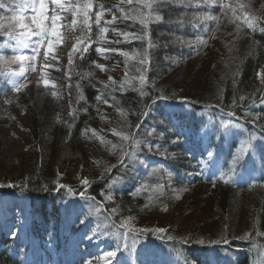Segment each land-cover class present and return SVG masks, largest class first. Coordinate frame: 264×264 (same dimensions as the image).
<instances>
[{
    "label": "trees",
    "instance_id": "1",
    "mask_svg": "<svg viewBox=\"0 0 264 264\" xmlns=\"http://www.w3.org/2000/svg\"><path fill=\"white\" fill-rule=\"evenodd\" d=\"M145 2L151 4V8H145ZM240 2L249 5L246 10L257 18L253 26L239 18V9L233 18L231 10L224 8L225 3L235 5L237 0H209L208 3L205 0H140L139 4L134 0L132 5L105 6L107 12L117 17L113 28L121 32L139 34L144 27L139 19L125 18V13L136 15L143 12L149 17L147 29L155 46L148 48L150 64L147 82L141 84L138 79L141 73L137 69L143 57L138 53L143 52L147 43L139 39L121 40L116 45L119 53L112 56L124 67L126 80L97 82L100 26L95 23V13L99 10V4L93 0L89 13L90 40L85 41L88 50L83 52L82 59L80 53L74 55L71 69L68 65L64 75L71 114L63 124L62 134L72 146L84 143L85 135L99 120L97 110L102 100L98 97L101 96L110 104L106 110L110 132L101 136L100 151L96 155L86 156L83 170L90 183L71 186L72 191L69 192L68 188L60 187L55 168H45L47 139L52 138L55 143L58 141L55 130L58 118L50 115L42 118L43 165L40 166L37 160L29 161L14 184L0 188V198L6 196L11 199L7 211L8 215L9 212L13 213L12 221L21 210V204L30 205V232L36 241V248H32L34 243L25 245L19 238H13V232L2 231L0 264H43L46 257L51 260L43 242L51 235L53 241L55 239V249L61 248L63 244L58 238L61 226L68 234L79 230L81 220L86 219L85 223L90 225L95 221L108 222L114 228L129 229L133 220L165 212L168 207L165 174L170 175L175 186L186 181L192 184L212 181L223 195L219 210H225L220 212L219 228L216 226L204 236L196 229H190L185 237L187 243L182 240L162 241L150 233L151 239L161 245L158 255L155 246L141 238L157 257L168 256L173 264H212V261L216 264H264V235H260L264 233V166L261 164L264 159V138L261 136L264 134L258 127V124H264V84L260 79L264 75V31L260 30L264 28V10L261 8L264 0ZM0 3L6 5L0 8V16L5 9L11 10L17 5L16 0H0ZM205 16L216 19H205ZM156 17L162 19L157 20ZM219 32L222 39L219 46H215L214 40ZM81 36L80 27L77 26L72 31L74 44L76 38ZM3 41L4 38L0 36V46ZM209 46L214 49L216 57L212 76L206 85L203 82L192 93L193 98H181L179 92H175V86L166 82L167 76L177 63L184 64L194 59ZM122 52L128 53V56L125 57ZM57 78L60 79L59 74ZM206 78L207 74L204 80ZM141 92L145 95H141ZM161 94L169 99H156ZM81 95L84 99H80ZM113 96L116 97L115 101ZM45 102L41 98L38 106ZM50 104L60 109L59 100ZM28 105L27 95L0 79V124L14 123L15 111ZM144 105H151L147 116L141 115ZM230 112L234 113V117L228 115ZM229 120L244 127L221 128V121ZM121 125L126 127L122 129ZM204 128L206 139L201 134ZM113 129L131 132L137 139L149 141L154 148L159 145L158 150L168 152L169 157L154 158L145 152L146 145L142 144L137 149L130 140L122 142ZM153 130V135L147 136V132ZM249 132L256 135L253 141L255 150L250 152L248 159L245 157L234 173L230 172L231 156L240 147L241 141L247 139ZM113 145L117 147L113 148ZM122 150L135 151L136 156L124 157L121 164L119 156ZM106 167H111V171L105 172ZM222 173L223 177L220 178ZM81 193L84 195L81 196ZM68 199L78 200L83 205L80 212L78 208L74 210V223L69 222L67 217L72 209L69 210L64 204ZM90 206L98 209L99 216L89 212ZM197 239L204 243H197ZM29 255L34 258L26 262ZM71 264H81V261Z\"/></svg>",
    "mask_w": 264,
    "mask_h": 264
},
{
    "label": "rangeland",
    "instance_id": "2",
    "mask_svg": "<svg viewBox=\"0 0 264 264\" xmlns=\"http://www.w3.org/2000/svg\"><path fill=\"white\" fill-rule=\"evenodd\" d=\"M108 1L119 6L126 3V0ZM19 2L20 0H16L17 4ZM72 2L75 3V0H72ZM53 7L54 5L49 4V15H51ZM13 14V11L10 9H5L3 15L0 16V25H3V27H0V36L4 38L3 44L0 46V52H4L7 57L17 54L13 52V49L19 48L20 54L31 55L32 49L36 46L35 42L40 39V36L28 33L27 29L19 27L10 28L9 25L13 23L11 21ZM21 14L25 17V23L34 28V25H31V16L35 14L33 8L28 7ZM62 15L66 16V19L62 20V25H66L69 20L73 19L70 13ZM101 22L104 23V27L108 28L105 34L109 32L112 34L110 36L111 42L105 48L116 49V45L118 44L115 43L116 38L120 37L119 41L125 39L123 36H117V31L119 30L112 26L113 16L111 14L107 15L104 11ZM47 24L48 22H46V26ZM7 31H12L13 35H7ZM59 32L60 43L54 46V53L58 59L51 61L50 56L49 60L51 64L48 67H44L41 63V57H38L35 64L36 71L28 69V64L25 62L23 66L27 71L21 77L17 74L21 67L20 62L10 64L7 60L0 61V79L4 82L7 81L14 89L18 85L24 84L25 87L21 88L20 92L27 95L29 102L27 107H22L15 111L14 123L7 124L6 122H1L0 124V188L5 185L14 184L23 174L25 164L29 161L37 160L40 166L43 165L44 155L41 151L43 144L41 145L40 134L42 118H46L49 115L58 118L55 126L58 141L55 143L52 138L47 139L48 148L44 149L47 152L45 168L50 170L55 168L61 185L68 186L66 188L77 186L86 178L83 170L86 156L96 155L100 151L101 136L104 137V135L110 132L105 122L106 120L100 118L95 127L85 135L84 143L79 146H72L66 142L62 134V128L71 114V108L69 99H67V91L63 90V87L65 88L67 85L66 80H59L57 75L59 72L61 74V68L65 65V61L68 64V61L62 56L68 51L70 45L74 44V41L70 39L71 34H69V30L63 26L60 27ZM114 34L115 36L113 37ZM218 35L216 40H214L215 46H219V42L222 39L220 36L221 32ZM18 41L26 42L28 47L24 48ZM211 46L203 54H197L194 59L184 64L177 63L169 73V76H167L166 82H171L175 86V92H179L181 98L188 100L193 98L192 93L203 82L206 85L210 76H212L211 73H213L216 57L215 53H213L214 49ZM44 51L46 49L42 47L41 54ZM118 53V50L115 52L105 51L103 56H110L112 58L114 54ZM108 67L110 69L104 67L102 70L98 68L96 72L97 82L113 83L117 80H120V82L126 80L127 74H125V70L124 72L121 70L124 67L120 68L116 63ZM106 69L110 71L107 72ZM206 74L207 78L204 80ZM30 76H32V79L29 78ZM45 79L49 81L47 85L44 83ZM54 92L56 93L55 95H53ZM41 98L46 102L39 107L38 102ZM55 100L57 102L59 100L60 102V109L58 110L50 104ZM107 108L109 106L105 104L99 108V112L102 114ZM205 132L206 129L204 128L201 131L204 139H206ZM64 144L70 149L72 156L61 159ZM155 150L153 147V151L149 152L147 150V153H151L154 158H162L159 151ZM164 186L168 198V207L165 212L148 214L137 220H133L130 223L129 229L127 227L114 228L108 222L95 221L90 225V223H85L84 220L86 219L83 220V223L80 222L79 230L70 231L68 234L66 229L61 226L58 238L63 246L58 250L55 249V239L53 241L52 236L49 235L48 240H45L43 245L52 259L50 260L46 257L42 263L58 264L61 260L60 264H69L75 261H81V264H106L104 254L109 251H117L118 259L111 258V264H120V261H123L128 256V253L124 251L122 243L119 250L116 247L120 241L116 238L115 234H121L128 237L129 244L132 243L133 238L136 239L135 250L138 253L140 264H173V260L168 256H156L161 249V245L154 242V239H151L153 237L150 236V233L162 241L163 239L169 240V236L174 237V239L170 240L172 242L175 240L181 241V238H185L188 235L190 229H196V232H200L204 236L208 232L213 231L216 226L219 228L220 212L225 209L219 210L222 205L221 198H223V195L219 187L215 186L212 181L201 182L199 184H192L186 181L175 186L171 181L170 175L165 174ZM10 204L11 199L9 197L2 196L0 198V232H13L11 234L13 238H19L20 242H23L25 245L34 243L32 248H36V241L33 240L30 232V205L28 203L21 204V210L15 214V221H12L11 214L13 213L9 212L8 215L7 211ZM64 204L69 210L72 208L70 210L71 214L67 217L69 222L74 223L76 221L74 210L78 208L80 212L83 205H81L80 201H73L72 199H68ZM90 207L91 210L89 212L99 216L98 209ZM145 229L147 231L141 234L140 230ZM158 229H164V231H157ZM66 234L68 235V240L66 239ZM141 238L147 239V243L151 242L155 246L156 254L147 243L141 241ZM33 258V256L29 255L25 261L31 262ZM212 264L216 263L212 261Z\"/></svg>",
    "mask_w": 264,
    "mask_h": 264
},
{
    "label": "snow or ice",
    "instance_id": "3",
    "mask_svg": "<svg viewBox=\"0 0 264 264\" xmlns=\"http://www.w3.org/2000/svg\"><path fill=\"white\" fill-rule=\"evenodd\" d=\"M209 0H205V3H208ZM126 3L129 5H132L134 3V0H126ZM136 4L140 3V0H135ZM49 4L54 5V7L51 10V15L48 14V7ZM6 5L3 3H0V8L5 7ZM224 8L230 9L232 12L233 18L237 15V9H239L241 16L239 18L244 19L246 23L249 24V26H253V21L257 19L254 15H251L250 12L246 9H248L250 6L246 5L244 3H241L240 0H237V3L235 5L225 3ZM31 7L34 10V15L31 16V25H34V28L30 26L29 24L25 23V17L21 14L23 13L26 8ZM100 11H97L95 13V23L97 25L100 24V21L103 17L105 6L104 4L98 5ZM113 7H119V5H114ZM145 8H151V4L145 2L144 4ZM93 8V0H75V3L72 2V0H20V2L13 8L11 11H13V16L11 17L12 24L9 25L10 28L19 27L22 29H27V32L32 35H38L40 36V39H38L35 43L36 46L32 49L31 55H24L20 54V49L16 48L13 49L14 55L11 56H5L4 52H0V61L7 60L8 63H16L20 62L21 67L19 69V72L17 73L19 76L23 77L25 75V72L27 69L23 66V64L26 62L28 64V69L31 71H36L35 64L38 57H41V63L44 67H48L51 64V61H55L58 59L57 55L54 53V46L58 43H60V32L59 29L61 26H63L65 29L69 30V34H71V30L75 29L77 26L80 27L81 30V37L76 38V43L71 44V51L67 53L68 56V65L71 69V66L73 64V57L76 53H80V58H83V52L87 51V45L85 41L90 40L89 33L91 32V16L89 13L91 12ZM262 10H264V5L261 6ZM111 10V9H109ZM121 12H124L123 8H120ZM64 13H70L73 16V19L69 20L66 25H62V20L66 19V16L62 15ZM125 18H131L133 20L139 19L141 25L144 27L141 28V31L139 34L137 33H128V32H121L117 31V36H123L125 40L128 39H139L142 41H146L147 47L143 50V52L138 53V55L142 56L143 58L140 59L139 64L140 67L137 69L138 72L141 73V75L138 77L141 84H144L147 82V72L149 70V64H150V57L148 53V48L154 47L151 38L150 33L147 29V22H148V16L143 12H138L136 15H131L130 13H125ZM205 19H216L215 17L205 16ZM117 19V17H113V22ZM157 20L162 19V17H156ZM46 22H48L46 26ZM0 27H3V25H0ZM261 31H264V28L260 29ZM99 39L103 40L105 38V33L108 31L107 27H101L99 30ZM7 35L12 36V31H7ZM47 41V43H45ZM24 48L28 47V44L24 41H18ZM115 43H120L119 40H116ZM45 48L46 51L41 54V48ZM98 51L103 54L105 51H111L115 52L117 49L115 48H100ZM122 55L125 57L128 56V53L122 52ZM51 56V61L49 60V57ZM97 68L104 69V65L97 64ZM261 83L264 84V75L260 76ZM130 82V81H129ZM45 85L49 83L48 80H44ZM25 87L24 84L18 85L16 88V91H20L21 88ZM79 87V85H77ZM107 87V85L105 86ZM123 85H121L122 90ZM115 90V89H113ZM159 91V90H158ZM56 93L54 92L53 95ZM141 95H145L144 92H141ZM80 99H84L83 95L80 96ZM98 99H101L103 103H107L106 99H103V96L98 97ZM112 99L115 101L116 97L113 96ZM156 99H169L166 95H159L156 97ZM243 99V97H241ZM155 103V99H153V104ZM151 108V105H144V110L142 111L141 115L147 116L148 115V109ZM86 110V109H85ZM75 111V110H74ZM121 115L123 116L124 113L121 112ZM230 117H234V113L228 114ZM247 119V118H246ZM255 123L256 121L253 120ZM221 128H224L227 130L229 127L231 128H240L242 129L244 127L243 124L234 122L233 120H229L227 122L221 121ZM122 129L126 127V125H121ZM137 128H139V124L136 125ZM259 130L262 134H264V124H258ZM116 135L120 136L121 141H131L133 145L136 146L137 149H139L140 145L144 144L147 147V150L149 152L153 151V145L145 140V139H137L135 137V134L128 132V131H116L113 129ZM153 131H148L147 136H152ZM161 139L163 138V134H161ZM261 138H264V135L261 136ZM103 140V138H101ZM256 140V135L254 132H249L247 134V139L242 140L240 143V147L236 149L235 153L231 156V167L230 172H235L237 166H241L242 163L245 161V157L247 156V159L249 158V154L251 151L255 150V146L253 144V141ZM176 141H173L175 143ZM117 147L116 145H113V148ZM159 145L156 146V149H159ZM159 154L164 155V152H160ZM209 155H212L211 152H209ZM136 156V152H127V151H121L119 160L120 163H123L124 157L134 158ZM262 166H264V159L261 160ZM111 167H106L105 172H110ZM223 177V173L221 174V177ZM83 185H88L90 182L88 179H83L81 181ZM60 187H68L66 185H60ZM68 191L71 192L72 189L69 187ZM84 194L81 193V196ZM111 199V197H109ZM115 211V209L113 210ZM84 221L81 220V223ZM141 234L145 230H140ZM157 231L163 232L164 229H158ZM116 238L120 241L116 245L117 250L120 249V244H123L124 251L128 253V256L123 260L120 261V264H140L138 253L136 252V239H132V243H128V237L126 235L121 234H115ZM248 234L246 233L245 236ZM260 235H264V233H260ZM91 238V237H89ZM240 239H243L245 237H239ZM169 240L174 239V237L169 236ZM223 239V236L221 237ZM183 243H187L188 240L185 238H181ZM197 243H204L203 240L197 239ZM211 243H219L220 241H210ZM227 242L226 240L224 241ZM104 257L106 258V264H111V258H117V251H109L104 254Z\"/></svg>",
    "mask_w": 264,
    "mask_h": 264
},
{
    "label": "bare ground",
    "instance_id": "4",
    "mask_svg": "<svg viewBox=\"0 0 264 264\" xmlns=\"http://www.w3.org/2000/svg\"><path fill=\"white\" fill-rule=\"evenodd\" d=\"M30 79H32V76L29 77ZM72 153L70 151V149L68 147H66V145H63V150L61 152V159L67 158V157H71Z\"/></svg>",
    "mask_w": 264,
    "mask_h": 264
}]
</instances>
